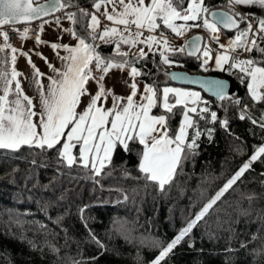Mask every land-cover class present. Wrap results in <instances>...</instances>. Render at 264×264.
<instances>
[{
	"label": "snow or ice",
	"instance_id": "1",
	"mask_svg": "<svg viewBox=\"0 0 264 264\" xmlns=\"http://www.w3.org/2000/svg\"><path fill=\"white\" fill-rule=\"evenodd\" d=\"M252 5L264 8V0H226V6L230 11L220 12L210 11L205 5V0H191L186 7L185 0H150L148 4L145 0H93L94 12L89 13L80 9L79 19L76 12H64L63 16H56L52 22L58 27L62 20H67L72 25L79 24L81 31L87 34L81 35L75 28H64L63 32H67L77 41L75 46H69L56 42L49 44L47 41H41L39 34L30 37L29 33L44 31V23H50L44 21V17L53 16L69 7H78L72 3V0H47L44 4L39 3L38 0H0V35L4 41L3 45H0V150L18 153L22 148H27L36 149L39 153L49 152L61 144V139L65 138V130L71 125L64 143L60 148H56L58 161L64 166L81 167L93 177H100L102 174H107L104 173V169L111 165L117 147L128 152L129 142H134L142 146V150L137 153L138 171L141 176L134 179L152 182L160 191H164L165 186L170 185L174 180L182 162L197 155L196 149L199 147L197 141L204 135L200 130L199 121L216 124L217 112L210 111L208 101L203 100L198 92L164 87L160 100L164 112L168 115H150L151 110L157 106L158 90L155 85H145L141 101L146 100V103L134 100L138 91L137 84L129 83L127 80H123V83L131 89V94L126 98L112 95L111 91L105 92L103 83H99L98 90L92 92L86 87L93 78L90 66L94 63L95 68L105 74L113 68L122 71L130 68L129 75L134 81L142 73L132 66L134 61L127 59L128 52L122 51L121 46L127 45L129 49L137 48L139 58L147 59L148 54L144 48L137 47L143 44L153 54H155L154 46L158 49L162 48L159 55L160 63L164 65L173 63L165 53H185L188 49L187 55L197 56V53L202 52L204 59L200 67L207 71L214 50L208 46L201 49L203 39L201 36H194L189 44L176 47L163 31H160L159 35L153 34L160 28L159 22L177 37L183 36L190 27H202L209 33V41L219 45L215 50V68L224 71V65H228V71L235 74L241 84L247 82V95L250 99L256 103H264V46H262L264 19L258 20L256 31H253L251 23H246V27L241 28V23H245L247 17L246 14L236 11L238 6ZM99 17H103L111 24L105 23L102 30L98 31L101 25ZM85 19L88 21L86 24ZM37 20L42 21L37 29L28 27L31 22ZM176 21L184 23L177 24ZM189 21H201V23L189 25ZM21 23L25 27L19 33L20 38L34 39L37 46L41 43L50 46L56 51V58L61 61L60 67L49 63L42 53L30 49L19 51V55L26 58L32 69L30 75L17 70L15 65L18 50L9 43L8 32L4 30V26L7 25L11 30H15V26ZM221 29L235 32L234 38H229L227 44L220 43ZM145 31L148 33L147 36L144 35ZM59 38L61 36L58 34ZM97 40L114 44L115 56H102L97 51ZM61 49L68 55L61 56L58 51ZM253 51L259 56L252 57L250 54ZM30 52L44 60L51 75L40 71L33 63ZM244 53L249 55L245 57ZM117 56L121 59L117 60L115 58ZM197 59H200V56H197ZM143 74L150 75V73ZM22 76L27 81V88L34 92L33 95L26 94L20 79ZM99 79L103 81L104 76ZM172 79L187 80L188 78L173 75ZM190 82L196 83V81ZM201 83L220 101L230 99L229 105H222L225 112L229 107L239 108V118L248 119L264 133V109H261V116L258 119L253 118L250 107L255 105L249 106L247 103H242L240 98L228 97L225 91L227 85L224 82L202 81ZM108 96H112V106L106 109L102 106V101ZM122 99H126V104L121 103ZM177 106H181L182 120L178 131L170 136L167 121L175 116L173 109ZM77 108H80L79 112ZM37 117L38 119H35ZM219 123L227 130V119L219 120ZM189 129L193 130L190 140ZM213 131L214 129L211 128L205 129L209 141L212 139ZM252 134L255 135V132ZM77 145L79 151L78 154H74L73 150ZM261 157H264V140L262 146L254 148L248 161L227 180L194 219L166 247L161 248L153 264H161V261L191 232L196 223L204 218L217 201L232 189L252 164ZM124 174L129 175L127 169ZM253 198L249 197L250 200ZM81 212L83 213V209ZM92 239L99 247H104L95 240L94 236ZM154 246H159V242H155ZM52 251L56 252L57 249L53 248Z\"/></svg>",
	"mask_w": 264,
	"mask_h": 264
},
{
	"label": "trees",
	"instance_id": "2",
	"mask_svg": "<svg viewBox=\"0 0 264 264\" xmlns=\"http://www.w3.org/2000/svg\"><path fill=\"white\" fill-rule=\"evenodd\" d=\"M72 3L78 7L66 8V12H76L79 19L81 7L91 6L93 0ZM205 5L210 10L230 11L226 0H205ZM194 23L199 21H191ZM71 28L87 35L79 24H71ZM96 43L102 56H115L112 43ZM147 54V59H140L139 54L130 53L127 59L142 73L138 78L158 90L152 114L168 115L160 107V92L163 86L173 85L167 74L170 67L230 80L234 92L228 97L255 105L250 107L253 118L261 116L264 103L253 102L247 95V82L241 84L235 74L216 68L202 71L197 56L185 53H169L171 65L161 64L157 52ZM252 54L259 56L255 51ZM201 98L208 101L210 111L217 112L218 122L199 121L204 135L197 141V155L182 162L164 191L152 182L134 179L141 176L137 153L142 150L134 142H129L128 152L117 147L111 165L104 169L107 174L100 177L58 161L56 148L63 138L46 153L27 148L18 153L0 150V264H153L161 248L194 219L264 140L259 127L239 118V108L224 111L222 105H229L230 99L220 101L203 93ZM173 111L175 116L167 121L170 136L177 131L181 106ZM223 119L228 120L227 130L219 123ZM206 128L214 129L211 141ZM192 134L189 129V140ZM262 161L264 157L252 164L161 264H264ZM250 196L254 198L250 200Z\"/></svg>",
	"mask_w": 264,
	"mask_h": 264
},
{
	"label": "crops",
	"instance_id": "3",
	"mask_svg": "<svg viewBox=\"0 0 264 264\" xmlns=\"http://www.w3.org/2000/svg\"><path fill=\"white\" fill-rule=\"evenodd\" d=\"M145 3L146 4L150 3V0H145ZM85 8H86L85 10L88 11L89 13L95 11L93 8V4L91 6H88ZM101 11H103V9ZM236 11L241 12V13H248V14L254 15L257 19V23H258V20L264 19V8H261V7L256 6V5L247 6V7L238 6L236 8ZM97 15L99 16L98 13H97ZM55 17L56 16H50V17L43 18L44 21H48L50 23H44V31L42 33L38 32V34L40 35L41 41H47V42H49V44L56 42V43H60V44H68L69 46H75L77 44V41L72 39V37L67 32H63L64 28H71V23L67 20H62L61 25L58 27L57 25H55V23H52L55 20ZM99 18L101 20V25H100V29H98V31L102 30L105 23L111 24V22L106 21L103 17H99ZM176 22H181V21H176ZM41 23H42V21L39 20L38 24H41ZM159 23L163 27L162 22H159ZM178 24H181V23H178ZM164 30H167L168 33L170 34V36L167 38L170 42H174V46L183 47L185 35L187 34L188 31H186L183 36L177 37L174 33L171 32L170 29H164ZM58 34L61 36V38H59V39H58ZM124 35H127V33H124ZM30 37H32V36H30ZM98 41H100V40H98ZM100 42H104V41H100ZM3 43H4L3 37H2V35H0V45H3ZM11 45L18 50L17 62H16L15 67L17 68L18 71H21L25 75H30L32 69H31L30 65H28L26 58L19 55L20 50L28 51L31 49V50H33V52L42 53L43 56L47 57L49 63H52L56 67L61 66V61L56 58V51H54L50 46H48L44 43H41L39 46H37L35 44L34 39L29 38L26 40H22L20 37H16L14 39V41L11 43ZM114 47L115 46L113 44V49H114ZM137 47L138 48H144V51L146 53L149 52L147 47L143 44H140ZM121 49H122V51H127L128 54H130V53L139 54L137 51V48L129 49L127 45H122ZM162 50H163L162 48L158 49L154 46V52L159 53ZM58 51H59V54L61 56H67L68 55V53L63 51L62 49L58 50ZM33 52L29 53L31 55V59H32L33 63L36 64V66L40 69L41 72H44V73H47L48 75H51V73L49 72V69L47 68V65L44 62V60L40 59L38 56L33 54ZM168 54L169 53H167V55ZM9 56H10V53H9ZM90 67H91V73H92L93 78L89 80L86 87H88L92 92H95L98 90V84L99 83H103L104 87H105V92L111 91L112 95L126 98L128 95L131 94V89L128 88L123 83V80H127L129 83L135 82L137 84L138 91H137L136 97H134V100L140 101L143 103L147 102L146 100L141 101V96L144 94L143 89H144L145 85H148V84H146L145 82L140 80L138 77H136L135 80L133 81L131 76L129 75L130 68L125 69L123 71L120 69L113 68V69H110L107 72V74H105L103 72L98 73V70L95 68L94 64ZM214 68H215V66H214ZM101 76H104L103 81H100V79H99ZM20 79L23 82L22 86L25 88L26 94H28L30 96L33 95L34 92L27 88V81L24 79V77L22 76V77H20ZM45 82H47V81L45 80ZM164 87L179 88V89H183L185 91L198 92V93H200V96L202 97V93L198 89L191 88V87L179 86V85H175V84L163 86L161 88L160 96L162 95V89ZM34 103H35V101H34ZM121 103L126 104V99H122ZM98 106H100V105L98 104ZM102 106L106 109L110 108L112 106V96H108L105 101H102ZM160 107L162 108L161 100H160ZM79 111H80V108H77V112H79ZM150 115H154V114H152L150 112ZM35 119H38V117ZM181 120H182V116L180 117L179 124H180ZM179 124H178V128H179ZM109 127H110V125H109ZM157 127H159V126H157ZM70 128H71V125H69V128L65 130V138H66L67 131H69ZM178 128H177V131H178ZM39 130L40 129L38 128V131ZM65 138H63L62 144L64 143ZM75 149H76V152L78 154L79 145H77V147ZM74 150H73V152H74Z\"/></svg>",
	"mask_w": 264,
	"mask_h": 264
},
{
	"label": "built area",
	"instance_id": "4",
	"mask_svg": "<svg viewBox=\"0 0 264 264\" xmlns=\"http://www.w3.org/2000/svg\"><path fill=\"white\" fill-rule=\"evenodd\" d=\"M81 9H84V10H85V7H81ZM64 12H66V9H64V10L61 11V12H57V13H55L53 16H63ZM243 14H246L247 19H246V22H245V23H241L240 27H241V28H244V27H246V23H251L252 26H253V31H256V30H257V27H258V23H257V19H256V17H255L254 15H252V14H248V13H243ZM200 23H201V22H200ZM38 25H39V24H38L37 21H33V22H31V24L28 25V27H30V28H32V29H37V26H38ZM24 27H25L24 24H22V25H16V26H15V30H11V29L9 28V26H7V25L4 26V30L8 32L9 43H12L16 37H20V36H19V33L22 32V30H23ZM160 31H163V30L160 29V28H158V29H157V32H156V33H153V34H154V35H159V32H160ZM191 31H196V32H199L200 34H202L204 41H203V44H202L201 49H203L205 46H208V47H211V48L214 50L213 53H212L213 59L210 60L209 64L207 65V69H210L211 66L213 65L214 57H215V55H216V51H215V50L218 49L219 45L214 44V43H211V42L209 41V33H207L202 27H193L191 30L188 31V33L191 32ZM163 32H164V31H163ZM164 33H165V35H166L167 37L170 36L168 33H166V32H164ZM188 33H187V34H188ZM37 34H38L37 31H33V32H30V33H29V36L34 37V36L37 35ZM144 35L147 36L148 33L145 31ZM234 36H235V32H234V31H232V33H231L230 35H228V34H226V33L221 29V32H220V43H222V44H227L228 39H229V38H234ZM221 51H222V50H221ZM165 54H166V53H165ZM248 55H249L248 53H244V56H245V57H247ZM250 55L253 57V54H252V53H251ZM198 56H200V59H199V66H198V67H199L200 70H203V69L200 67L201 62H202V60L204 59V57L202 56V52H199ZM224 69H225L224 71L229 72V71H228V65H224ZM168 70H171V68L168 67Z\"/></svg>",
	"mask_w": 264,
	"mask_h": 264
},
{
	"label": "water",
	"instance_id": "5",
	"mask_svg": "<svg viewBox=\"0 0 264 264\" xmlns=\"http://www.w3.org/2000/svg\"><path fill=\"white\" fill-rule=\"evenodd\" d=\"M38 2L41 4H44L47 2V0H41ZM210 11L220 12V11H224V10L211 9ZM21 24H23V23H21ZM18 25H20V24H18ZM223 30L226 32H231L227 29H223ZM194 36H201L202 37V35L198 34V33L192 34L184 40L183 46H185L186 44H189V42L192 40V38ZM202 42H203V39H202ZM202 42H201V46H202ZM187 50L188 49H186V51H185L186 55H187ZM197 55H198V53H197ZM187 56L188 57H196V56H189V55H187ZM167 74H168V76H169V78L173 84L198 89L200 92H202L206 96H209V97L214 98V99H217V97L213 93L206 90L204 85L201 83L202 81H222L227 85V88L225 89V91L228 95H230L234 92V86L230 80L223 78V77L216 76V75H209V74H202V73H189L187 71L178 70V69L177 70H170V71H168ZM173 75L186 76L188 79L187 80L172 79ZM190 81H196V83H192Z\"/></svg>",
	"mask_w": 264,
	"mask_h": 264
},
{
	"label": "rangeland",
	"instance_id": "6",
	"mask_svg": "<svg viewBox=\"0 0 264 264\" xmlns=\"http://www.w3.org/2000/svg\"><path fill=\"white\" fill-rule=\"evenodd\" d=\"M189 2H191V0H186L185 7H186L187 3H189ZM176 23H177V24H178V23H181V24H182V23H184V22L181 21V22H176ZM188 24L191 25V21H189ZM214 66H215V61H214ZM260 146H262V145H260ZM252 154H253V153H252Z\"/></svg>",
	"mask_w": 264,
	"mask_h": 264
},
{
	"label": "bare ground",
	"instance_id": "7",
	"mask_svg": "<svg viewBox=\"0 0 264 264\" xmlns=\"http://www.w3.org/2000/svg\"><path fill=\"white\" fill-rule=\"evenodd\" d=\"M86 9V8H85ZM223 30V29H222ZM224 31V30H223ZM226 33V31H224ZM231 33V32H230ZM227 34V33H226ZM231 95V94H230ZM229 96V95H228ZM216 100H219V99H216Z\"/></svg>",
	"mask_w": 264,
	"mask_h": 264
}]
</instances>
